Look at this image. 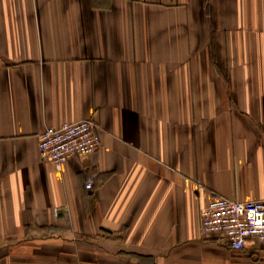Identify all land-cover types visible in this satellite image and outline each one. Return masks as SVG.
<instances>
[{"label": "crops", "instance_id": "crops-1", "mask_svg": "<svg viewBox=\"0 0 264 264\" xmlns=\"http://www.w3.org/2000/svg\"><path fill=\"white\" fill-rule=\"evenodd\" d=\"M214 192L264 197V0H0V264H264L201 232Z\"/></svg>", "mask_w": 264, "mask_h": 264}, {"label": "built area", "instance_id": "built-area-1", "mask_svg": "<svg viewBox=\"0 0 264 264\" xmlns=\"http://www.w3.org/2000/svg\"><path fill=\"white\" fill-rule=\"evenodd\" d=\"M99 129L93 118L49 125L39 135L40 156L61 166L72 157L90 155L100 146ZM94 177L90 175L86 188L93 186ZM200 229L204 235H217L232 249L243 248L251 238L264 245V197L233 199L214 192L201 208Z\"/></svg>", "mask_w": 264, "mask_h": 264}]
</instances>
